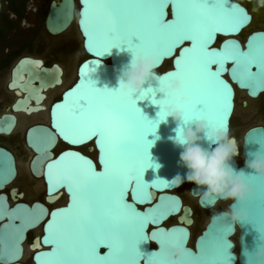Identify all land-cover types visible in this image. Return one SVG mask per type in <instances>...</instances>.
<instances>
[{
    "label": "water",
    "instance_id": "obj_1",
    "mask_svg": "<svg viewBox=\"0 0 264 264\" xmlns=\"http://www.w3.org/2000/svg\"><path fill=\"white\" fill-rule=\"evenodd\" d=\"M255 1L258 7L264 5V0ZM222 2L224 7L239 17L240 23L235 29L218 25L208 38V50L222 53L238 50L241 53H247L250 44L253 49L264 45V29H252L243 39L239 37V33L250 24L253 18L252 12L246 5L240 0H222ZM86 7L91 17L99 5L92 3V0H88L87 3L86 0H51L44 18L45 30L51 35H56L69 28L74 15L83 38V51L86 53V57L77 64L76 78L59 92L57 99L52 101L49 107V122L30 124L25 131V146L31 151L28 168L33 176L41 177L44 182V201L34 200L28 203L19 200L23 194L17 192L14 186L9 188L8 194L4 191L6 186L15 180L18 169L15 153L6 145L0 144V264H26L21 261L24 251L23 243L29 239L28 234L36 228H39V232H35L28 243V248L31 250L28 264H53L57 258L54 233L64 226L69 215L60 210L69 209L73 202V193L70 191L69 182L64 177L69 174L83 177L89 169L97 174L104 172L102 163L104 153L98 144L99 137L95 134H76L70 131L68 122L73 116V105L79 103L80 98L91 89H116L119 69L130 59L131 51L127 45L117 47L115 44L111 46L101 44L99 39L91 34L89 21L84 16ZM164 14L165 20L174 19L172 0H168L165 5ZM230 41L235 43H228ZM191 46L192 41L185 39L172 47L169 52L158 56L151 54L160 62L156 69L157 73L166 75L176 71L175 61L182 58L183 49ZM189 55L184 54L182 63L188 59ZM167 62V66L163 67ZM210 68L213 72L220 69L218 79L223 81L221 88L226 87L228 95V106L223 109L224 121L217 122L214 127H227L230 132V121L236 108L237 90L244 91L250 99H255L264 93V64L254 61L245 66L242 58L241 65L237 67L234 59L224 56L220 64L212 63ZM234 68H236L235 73ZM61 74L62 70L57 62L47 66L43 65L41 58L28 55L16 60L11 69L7 87L13 89L17 96L9 104L11 111L6 108L0 113L1 137L10 136L9 134L16 126L17 117L14 112L28 113L42 108L39 102L45 97L44 91L60 84ZM144 87H148L147 83ZM155 87L154 83L153 88ZM161 95L162 93L157 92L156 98ZM136 96L137 94H134L133 98ZM242 104L245 106L246 102L243 101ZM58 105L61 107H56ZM136 107L149 120L158 119L157 113L160 111V106L152 104L149 98L137 100ZM177 125L178 122L168 117L166 121H160L156 125L154 133H145V140L151 141L147 146L150 167L145 168L141 173L140 187L137 188L136 181L133 179L124 193V202L131 205L135 213L140 214L138 219L143 220L141 238L136 245V254L132 256L130 264H159L158 254L161 252L162 242H164V254L168 253L166 256L179 264H187L185 261L187 253L199 256L202 251L206 252L217 238L228 254L224 264H252L251 253L258 242L261 226L260 182L264 181V175L248 170L246 180L254 189L252 195L244 202L229 200L228 207L243 209L247 212L246 218L239 221L232 220L227 214L220 215L226 209L215 207L222 199L217 196L205 198L201 190H193L197 187L194 183L185 181L183 184H188L189 195L195 199L198 207L201 210L210 211L204 227L193 236L191 224L194 222V208L176 191L182 184L176 186L171 181L177 173L183 175L187 171L178 163L179 152L182 149L170 139L175 136L174 130ZM58 141L66 146L55 151L54 147ZM85 145L88 152L94 149V155L81 149ZM262 145H264V125L256 124L247 128L243 133L240 146L237 143L243 161L240 163L235 156L234 166L238 169L244 168L245 160L251 158V155L260 148L264 149ZM204 146L209 147V143L205 141ZM65 153L78 155L68 156L64 155ZM91 179L96 180L98 177ZM62 193L64 201H56ZM149 209L153 211L149 212ZM54 213H56L55 216ZM50 224L51 227H49ZM153 233L156 235L153 236ZM234 236H237L236 241ZM170 237L179 238V243L173 246ZM192 237L193 242L190 244ZM177 247L184 248L186 254L180 258L171 256L172 250ZM113 251L104 239H101L95 247V255L98 257L109 256Z\"/></svg>",
    "mask_w": 264,
    "mask_h": 264
},
{
    "label": "snow or ice",
    "instance_id": "obj_2",
    "mask_svg": "<svg viewBox=\"0 0 264 264\" xmlns=\"http://www.w3.org/2000/svg\"><path fill=\"white\" fill-rule=\"evenodd\" d=\"M92 3L99 8L90 17L86 7L84 16L89 21L91 34L105 46L127 45L133 52L157 56L169 52L185 39L191 40L192 46L181 53L182 58L190 54L188 59L182 63V58H178L176 71L167 73L160 81L159 87H163L168 79L180 78L184 84L180 94H169L157 100L159 87H148L135 98L116 89L93 88L73 105L68 127L76 134L99 137L104 172L97 174L89 169L83 177L71 174L64 177L73 193V202L69 209L60 210L69 215L64 226L54 233L57 258L53 264H130L141 238L143 220L138 219L140 214L135 213L123 197L131 180L135 179L137 188L140 187L141 173L150 167L147 146L151 141L144 137L146 132L154 133L156 125L164 119L163 105L175 103L183 111L185 123L205 119L214 127L224 121L223 109L228 106V95L226 87L221 88L223 81L218 79L220 69L211 71V64H220L224 56L234 59L237 67L242 58L245 66L254 61L264 64V45L253 49L250 44L247 53L208 50V38L218 25L235 29L240 23L239 17L224 7L222 0H211V3L209 0H172L174 19L170 21L165 20L164 14L168 0H92ZM180 95L187 96L188 102L181 103ZM146 97L152 104L161 105L157 120H149L136 107V101ZM96 177L98 179H91ZM260 186L259 238H264V181ZM101 239L114 250L109 256L95 255V247ZM169 239L173 246L179 243L177 237ZM163 243L158 254L159 264H179L164 254ZM227 256L217 238L199 256L187 253L185 261L187 264H224Z\"/></svg>",
    "mask_w": 264,
    "mask_h": 264
},
{
    "label": "rangeland",
    "instance_id": "obj_3",
    "mask_svg": "<svg viewBox=\"0 0 264 264\" xmlns=\"http://www.w3.org/2000/svg\"><path fill=\"white\" fill-rule=\"evenodd\" d=\"M51 0H25L24 15L20 19H14L11 24L12 28L7 29L4 32L3 39H0V113L5 110L14 97L9 100V94L11 93L6 83L9 80L10 69L15 64L16 60L23 55H28L36 58H41L45 61V64L50 65L53 62H57L64 69V82L60 87L53 88L47 92L49 103L59 97V92L67 87L75 78V67L80 60L86 57V53L83 48L79 46L78 32L75 27L70 26L60 34L51 35L44 27V18L47 12L48 4ZM244 3L249 11L253 14L254 25L249 28L241 38L252 29H264V9L258 7L254 1ZM3 15L8 14L11 16L10 10L8 9V3L3 2ZM77 8V5H76ZM76 11V10H75ZM75 19V16H74ZM73 19V24L75 20ZM1 23V18H0ZM77 42V43H76ZM1 60L2 63H1ZM168 62L163 65L167 66ZM245 101L244 106L242 102ZM24 116L20 117V123L27 121ZM36 118L29 120L23 126L21 130V137H19L18 131L14 134L6 137L0 136V144L9 147L17 158V169L18 174L15 180L9 184L4 190L7 191L9 187H17L18 190L23 192V197L20 199L30 203L34 200L44 201V190L40 187L38 180L34 178L27 168L26 159L29 157L26 153V146L24 142V128L33 123H47V118L43 119L41 115ZM262 124L264 125V93L261 94L257 99H250L247 97L244 91L238 92L236 96V108L231 118V135L237 139V143L240 146L244 131L250 126ZM66 145L59 142V145L55 147L57 149L63 148ZM84 152L94 155V152H88L87 146L81 148ZM241 163V158L237 157ZM180 193L187 203H190L194 208V223L191 226L193 234H198L204 227L208 220L210 211L201 210L194 198L189 195L188 187L184 188L181 186L176 190ZM64 201V196L60 199ZM59 201V202H60ZM228 201L219 203L216 209H227ZM174 221V219H173ZM39 232V228L34 229L29 233V239ZM193 235V236H195ZM234 236V240L236 241ZM193 242L191 238L190 244ZM26 246V244H25ZM29 255L23 258V261L28 264L30 262Z\"/></svg>",
    "mask_w": 264,
    "mask_h": 264
},
{
    "label": "clouds",
    "instance_id": "obj_4",
    "mask_svg": "<svg viewBox=\"0 0 264 264\" xmlns=\"http://www.w3.org/2000/svg\"><path fill=\"white\" fill-rule=\"evenodd\" d=\"M131 51V50H130ZM157 57L143 51H131L130 59L119 69L116 77V90L137 96L146 88L159 87L164 75L157 73L159 67ZM147 87V88H148ZM184 84L180 78L168 79L163 87H159L162 95L157 100L169 94L183 92ZM181 103H187L189 98L180 95ZM159 105V104H156ZM161 108V105H159ZM164 119L171 117L178 122L175 136L170 137L173 143L182 150L179 152L178 163L187 171L181 175L177 173L171 181L180 186L185 181L194 183L201 190L205 198L217 196L222 200L246 201L253 193V187L246 180L248 170L264 175V149L257 150L251 158L245 160V167L238 169L233 164V158L238 155V146L230 136L227 127H210L206 120L184 122V113L175 103L163 105ZM209 147L204 146V142ZM227 214L232 220L239 221L247 216L243 209L229 206L220 215ZM186 254L181 247L174 248L171 256L180 258ZM168 255V253H166ZM252 264H264V238H259L251 253Z\"/></svg>",
    "mask_w": 264,
    "mask_h": 264
},
{
    "label": "bare ground",
    "instance_id": "obj_5",
    "mask_svg": "<svg viewBox=\"0 0 264 264\" xmlns=\"http://www.w3.org/2000/svg\"><path fill=\"white\" fill-rule=\"evenodd\" d=\"M74 10H75V4H74ZM73 19H74V15H73ZM252 20V19H251ZM251 23V22H250ZM70 26H73V27H75V29H76V31L78 32V37H79V46H80V48L82 47V40H83V38H82V36H81V33H80V31H79V29H78V26H77V22H75V24H73V20H72V22H71V24H70ZM69 26V27H70ZM252 27V24L251 25H248L245 29H243L242 31H241V33H239V37H241L246 31H248V29L249 28H251ZM77 43V42H76ZM83 48V47H82ZM34 58H36V57H34ZM42 62H43V65H45L44 64V61H43V59H42ZM60 67H61V70H62V74H61V83L60 84H57V85H54L53 87H49V88H47L45 91H47L48 89H53V88H58V87H60V86H62L63 85V82H64V79H62L63 78V72H64V69H63V67L60 65V64H58ZM14 66V65H13ZM12 66V67H13ZM76 69H75V78H76V70H77V65H76V67H75ZM12 69V68H11ZM11 69H10V73H11ZM10 79V78H9ZM9 81V80H8ZM8 81H7V83H8ZM7 83H6V87H7ZM66 88V87H65ZM7 89L8 90H12L13 92H14V94H15V96H17V94L15 93V91L13 90V89H9L8 87H7ZM44 91V90H43ZM44 91V92H45ZM238 92H241V90H238ZM259 97V96H258ZM257 97V98H258ZM257 98H255V99H257ZM51 103L52 102H50L49 103V99H48V96L46 95V92H45V97L43 98V100L42 101H40L39 102V104H41V106H42V108H40V109H38V110H36V111H32V112H23V111H16V112H14V114L16 115V117H17V124H16V126L14 127V129L12 130V132L9 134V135H11V134H14L15 133V131H17V130H19V126H20V129H21V127L22 126H24V123H26L27 121H29V120H35V119H39V118H36L37 116H39V115H41L42 116V118L43 119H46L47 118V122H49V107H50V105H51ZM31 104H33V103H31ZM48 105V107L46 108V106ZM6 108H8V110H10L9 109V105L8 106H6L5 107V109ZM7 110V111H8ZM11 111V110H10ZM18 113H23L25 116L23 117V118H26L27 119V121H25L24 123H20L21 121H20V117L18 116L19 114ZM28 127V126H27ZM26 127V128H27ZM18 128V129H17ZM26 128H24V135H25V131H26ZM231 131V130H230ZM229 134H230V132H229ZM2 136H4V135H2ZM6 136H8V135H6ZM231 136V135H230ZM234 137V136H233ZM236 139V138H235ZM236 143H237V140H236ZM57 145H59V141L57 142V144H56V146ZM55 146V147H56ZM86 146V145H85ZM55 147H54V149H55ZM53 149V150H54ZM26 153H27V155L29 156L30 155V153H31V151H30V149L29 148H27L26 147ZM94 149H92V151H93ZM237 157H240L241 158V161H243V159H242V156H241V153H240V151L238 150V155L236 156V158ZM29 157L26 159V163H27V168H28V165H29ZM28 170H29V168H28ZM30 172V171H29ZM32 175V174H31ZM33 176V175H32ZM34 178H36L37 180L38 179H41V180H38V183L40 184V187H42V188H44V182H43V180H42V178L41 177H38V176H33ZM16 178V177H15ZM14 181V180H13ZM181 186H183L184 188H187L188 187V184H182ZM180 186V187H181ZM7 187V186H6ZM179 187V188H180ZM63 197V193L59 196V198H58V200H56V201H59L61 198ZM65 200H66V197H65ZM226 200H222V201H218L217 202V204L216 205H218L219 203H221V202H225ZM204 211V210H203ZM193 221H194V219H193ZM194 223V222H193ZM193 223L191 224V225H193ZM36 229H38V228H36ZM192 235H195V234H192ZM24 244V243H23ZM24 246V245H23ZM27 254H28V252H27Z\"/></svg>",
    "mask_w": 264,
    "mask_h": 264
},
{
    "label": "flooded vegetation",
    "instance_id": "obj_6",
    "mask_svg": "<svg viewBox=\"0 0 264 264\" xmlns=\"http://www.w3.org/2000/svg\"><path fill=\"white\" fill-rule=\"evenodd\" d=\"M1 1V9H0V18H1V23H0V39L2 40L3 39V36H4V32L7 30V29H9V28H12V26H11V24L13 23V17H14V19H20L24 14V7H25V0H0ZM4 1H6L7 3H8V9L10 10V13H11V16H9L8 14H5V15H3V2ZM252 1H254V2H256L255 0H252ZM251 1V2H252ZM247 7V6H246ZM262 8L264 9V5L262 6ZM254 18V17H253ZM253 18H252V20H251V23L249 24V25H251L252 24V27H253V25H254V20H253ZM241 33V32H240ZM24 56V55H23ZM21 57V56H20ZM19 57V58H20ZM2 61L3 60H1V63H2ZM44 61V60H43ZM44 64H45V61H44ZM52 64V63H51ZM50 64V65H51ZM45 65H47V64H45ZM47 66H49V65H47ZM64 73V72H63ZM64 76H65V74H63V78L62 79H64ZM9 77H10V74H9ZM50 89H48L47 91H45L46 92V95H47V92L49 91ZM11 93L9 94V100L11 99V97H16L15 96V94H14V92L12 91V90H9ZM48 96V95H47ZM260 96V95H259ZM48 107V105L46 106V108ZM19 115V117H22V116H25L23 113L21 114V113H18ZM25 125V124H24ZM22 128H23V126L21 127V129H20V126H19V130H17L18 131V134H19V137H21V130H22ZM18 129V128H17ZM23 136H24V134H23ZM26 148V147H25ZM10 188V187H9ZM9 188H8V190L7 191H5L7 194H8V191H9ZM17 188V187H16ZM43 190H44V188H43ZM17 192H22V191H20V190H18V188H17ZM44 192H45V190H44ZM22 194H23V192H22ZM24 195V194H23ZM23 195H22V197H23ZM21 197V198H22ZM21 198H19V200L21 199ZM27 242V240L24 242V251H23V255H22V257H21V261H23V258L24 257H27L28 256V254H31V250L28 248V244L26 243ZM25 244H26V246H25ZM27 252H28V254H27ZM29 258H30V255H29Z\"/></svg>",
    "mask_w": 264,
    "mask_h": 264
},
{
    "label": "trees",
    "instance_id": "obj_7",
    "mask_svg": "<svg viewBox=\"0 0 264 264\" xmlns=\"http://www.w3.org/2000/svg\"><path fill=\"white\" fill-rule=\"evenodd\" d=\"M230 126H231V121H230ZM27 237H29V234H28V236Z\"/></svg>",
    "mask_w": 264,
    "mask_h": 264
}]
</instances>
